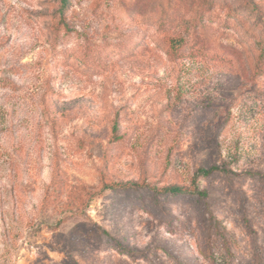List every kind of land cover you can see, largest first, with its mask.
<instances>
[{
  "label": "rangeland",
  "instance_id": "374dc122",
  "mask_svg": "<svg viewBox=\"0 0 264 264\" xmlns=\"http://www.w3.org/2000/svg\"><path fill=\"white\" fill-rule=\"evenodd\" d=\"M69 1L54 51L60 0H0V264H264V0ZM162 12L207 55L108 56Z\"/></svg>",
  "mask_w": 264,
  "mask_h": 264
},
{
  "label": "trees",
  "instance_id": "16d2710c",
  "mask_svg": "<svg viewBox=\"0 0 264 264\" xmlns=\"http://www.w3.org/2000/svg\"><path fill=\"white\" fill-rule=\"evenodd\" d=\"M60 3L61 7L59 20L57 21L54 29V51H56V44L62 41L66 35L74 31V25L75 23L77 24V21H81L83 25L86 23L83 17H78L77 15L70 17L69 19L66 18L64 12L70 9L71 3L69 0H60ZM199 20L205 21L203 17H200ZM143 23V29L138 25H135V27L128 25L126 29H128V31H132V33H134L133 36L136 37L127 36L125 40H117V42L112 46V48H117V50L108 54V56H117L121 58L120 60H122L124 56L128 55L133 57L136 55L141 45L142 38L146 39L147 37L150 39L149 42L153 43L155 46V51L165 55L171 61L184 59L188 56L193 57L207 55L204 48L198 47L195 43H192L189 40L191 31L197 29L198 27L197 20L182 17L177 12H162L155 19L147 17ZM152 28L154 31L150 34V30ZM179 30H181V34L178 33ZM258 50L259 54L257 56V61L252 68V76L264 78V41L258 43ZM97 54L98 53L90 50L89 47H86L81 57L71 54L70 52L67 54L64 52H55V57L59 56L61 59H59L60 64L71 65L79 73L87 75L90 72H97L107 67V65L103 63L101 57L99 56L100 58H98ZM71 60L77 61L78 64H72L74 62H71ZM209 171L211 170L204 172V174H208ZM165 192L174 197L188 194L186 190H183L178 186L167 188Z\"/></svg>",
  "mask_w": 264,
  "mask_h": 264
}]
</instances>
